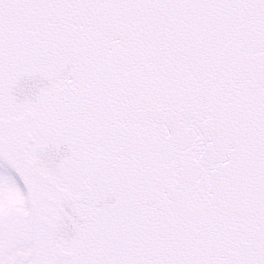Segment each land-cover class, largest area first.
<instances>
[{"label":"snow or ice","instance_id":"6c2138e0","mask_svg":"<svg viewBox=\"0 0 264 264\" xmlns=\"http://www.w3.org/2000/svg\"><path fill=\"white\" fill-rule=\"evenodd\" d=\"M0 264H264V0H0Z\"/></svg>","mask_w":264,"mask_h":264}]
</instances>
